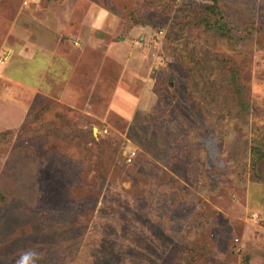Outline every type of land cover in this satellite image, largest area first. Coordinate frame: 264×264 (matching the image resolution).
<instances>
[{
  "label": "rangeland",
  "instance_id": "1",
  "mask_svg": "<svg viewBox=\"0 0 264 264\" xmlns=\"http://www.w3.org/2000/svg\"><path fill=\"white\" fill-rule=\"evenodd\" d=\"M88 23L106 45L130 32L155 106L109 112L113 64L100 103L40 97L1 122L0 264H264V0H0V74Z\"/></svg>",
  "mask_w": 264,
  "mask_h": 264
},
{
  "label": "crops",
  "instance_id": "2",
  "mask_svg": "<svg viewBox=\"0 0 264 264\" xmlns=\"http://www.w3.org/2000/svg\"><path fill=\"white\" fill-rule=\"evenodd\" d=\"M88 25L79 34L82 37L80 47L63 43L61 36L54 42L47 41L41 46L36 44L31 55L27 54V46L21 45V76L14 72L7 73L5 67L0 74V78L11 85L0 97V125L4 122L7 126H23L28 121L31 105L40 97L52 99L74 110L83 108L84 102L90 106L91 103H100L99 89L105 85V75L107 78L112 76L113 64L121 66L122 78L116 84L109 112H116L128 119L135 117L139 111L149 112L153 109L155 95L153 91L149 92L153 78L148 75H153L154 67L153 62L146 59L144 50L137 47L130 32L123 33L124 36L117 43L109 45L103 41H91L89 34L93 27L89 28ZM78 44L75 42V46ZM6 53L4 64L10 60L13 51ZM137 79L143 81L144 91L134 94L125 86L126 83H129V87L135 86ZM30 95H33L31 103L28 100ZM84 97H88L87 100Z\"/></svg>",
  "mask_w": 264,
  "mask_h": 264
},
{
  "label": "clouds",
  "instance_id": "3",
  "mask_svg": "<svg viewBox=\"0 0 264 264\" xmlns=\"http://www.w3.org/2000/svg\"><path fill=\"white\" fill-rule=\"evenodd\" d=\"M39 255V252L35 249H24L19 253L16 264H37Z\"/></svg>",
  "mask_w": 264,
  "mask_h": 264
},
{
  "label": "trees",
  "instance_id": "4",
  "mask_svg": "<svg viewBox=\"0 0 264 264\" xmlns=\"http://www.w3.org/2000/svg\"><path fill=\"white\" fill-rule=\"evenodd\" d=\"M216 4V3H215ZM209 8L211 9V10H214V9H217V7H216V5H214V6H209ZM221 20H218V22H220ZM222 28H224V27H222ZM257 151V152H256ZM258 152H261L260 150H258V149H253V154H255L254 155V157H253V162H254V164L256 163V158L257 159H259V158H262V155H261V153H258ZM256 153H258V154H256Z\"/></svg>",
  "mask_w": 264,
  "mask_h": 264
},
{
  "label": "built area",
  "instance_id": "5",
  "mask_svg": "<svg viewBox=\"0 0 264 264\" xmlns=\"http://www.w3.org/2000/svg\"><path fill=\"white\" fill-rule=\"evenodd\" d=\"M4 62H5V57H3V59H0V63L1 64H4ZM134 154V153H133Z\"/></svg>",
  "mask_w": 264,
  "mask_h": 264
}]
</instances>
